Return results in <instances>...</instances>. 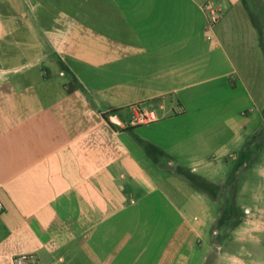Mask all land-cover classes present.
Here are the masks:
<instances>
[{
	"label": "crops",
	"instance_id": "obj_1",
	"mask_svg": "<svg viewBox=\"0 0 264 264\" xmlns=\"http://www.w3.org/2000/svg\"><path fill=\"white\" fill-rule=\"evenodd\" d=\"M233 195L264 218V0H0V264H199Z\"/></svg>",
	"mask_w": 264,
	"mask_h": 264
},
{
	"label": "rangeland",
	"instance_id": "obj_2",
	"mask_svg": "<svg viewBox=\"0 0 264 264\" xmlns=\"http://www.w3.org/2000/svg\"><path fill=\"white\" fill-rule=\"evenodd\" d=\"M23 12H25L24 8ZM146 122L149 121L144 118L138 123L143 124ZM231 201L232 204L228 206L205 205V213L201 216L205 223L201 225L199 230L201 237L198 238L195 246L196 252L200 253L199 264H236L234 263L235 259H233L234 254L230 251L234 248L236 240L240 244L242 239L244 245L253 247L256 250L255 261L259 260L264 263V233L260 235L259 243L256 242L257 236L261 233V228L264 227L257 220H263L264 218L257 217L254 221L253 218L248 217L251 206L236 205L234 195ZM248 220L254 222L249 227L247 225ZM244 226L251 231L247 238L240 236ZM246 241H248L247 244H245ZM250 262H253V260Z\"/></svg>",
	"mask_w": 264,
	"mask_h": 264
},
{
	"label": "built area",
	"instance_id": "obj_3",
	"mask_svg": "<svg viewBox=\"0 0 264 264\" xmlns=\"http://www.w3.org/2000/svg\"><path fill=\"white\" fill-rule=\"evenodd\" d=\"M204 10L206 11L208 15V30L209 35L208 38L211 40L213 38L212 32L215 28V26L220 22L222 19V9L215 6L211 3H206L204 5ZM148 119L149 122L155 120L154 113H150V115H144L141 117L137 122H140L142 119ZM148 123V122H146ZM1 203H0V210H1ZM14 264H38L37 258L33 255H19L14 258Z\"/></svg>",
	"mask_w": 264,
	"mask_h": 264
}]
</instances>
